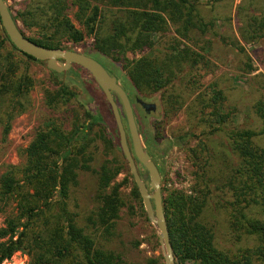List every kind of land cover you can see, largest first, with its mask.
I'll list each match as a JSON object with an SVG mask.
<instances>
[{
    "label": "trees",
    "instance_id": "obj_1",
    "mask_svg": "<svg viewBox=\"0 0 264 264\" xmlns=\"http://www.w3.org/2000/svg\"><path fill=\"white\" fill-rule=\"evenodd\" d=\"M26 1L13 16L33 34L26 37L20 30L23 36L38 46L64 51L63 43L77 46L87 37L92 39L93 54H83L112 58L132 90L143 99L158 95L163 103L162 122L182 109L181 95L195 96L187 109L189 130L174 140L196 142L192 148L185 144L194 168V184L190 194L171 191L162 197L175 264H264V77L257 74L248 78L255 69L243 47L264 38V0L260 4L246 1L237 16L239 40L234 37L229 44L246 58L236 82L245 78L244 84L251 90L248 111L257 127L234 124L238 109H225L224 92L215 85L201 88L200 71L207 62L202 53L210 46L203 38L224 40L215 23L229 19L207 22L200 15L199 4L215 8L233 0ZM74 9L79 29L69 18ZM166 37L169 40H164V48L157 49L156 40ZM145 50L139 58H127ZM16 53L0 26L3 138L10 131L11 121L32 106L30 92L35 81L26 69L21 73L20 69L25 62L37 61L22 54L27 60H16ZM76 96L66 85L43 91L44 105L53 116L36 130L22 153L23 164L7 166L0 176V199L15 206L14 215L0 228V264L18 252H24L30 264H127L121 254L105 246L113 238L125 206L120 193L125 182L114 181L127 162L120 147L119 163L117 158L97 162L98 142L106 150H113L119 139L117 128L113 134L94 132L97 123L93 115L65 111ZM230 123L233 127L228 129ZM155 130L153 136L142 127L139 130L143 142L153 149L161 139L158 126ZM218 140L225 152L213 158L210 146ZM85 174L95 186L90 194L92 208L83 217L77 189ZM134 184L132 198L141 203ZM208 213L214 220L224 213L225 226L233 238L227 248L217 241L218 225H208Z\"/></svg>",
    "mask_w": 264,
    "mask_h": 264
},
{
    "label": "rangeland",
    "instance_id": "obj_2",
    "mask_svg": "<svg viewBox=\"0 0 264 264\" xmlns=\"http://www.w3.org/2000/svg\"><path fill=\"white\" fill-rule=\"evenodd\" d=\"M248 0H233L231 3H223L215 8L199 4V12L203 19L207 22L213 19H229V21L216 22L215 30L219 32L224 40L220 37H205L203 41L210 42V46L206 52L202 55L205 56L207 62L200 71L202 89H206L210 85H215L217 89L222 90L227 97L225 109L231 111L234 107L238 109L235 116L234 124L240 127H257L258 123L254 116L248 111V106L251 100V90L244 84L245 78L236 82L237 76H242V62L246 60L243 56L238 54L229 45L231 40L235 37L239 40V31L241 27L237 16L241 8L246 5ZM260 4L261 0H256ZM26 0H14L8 1L7 5L12 9V15L15 16L17 12L22 10ZM75 9L69 12V18L76 28L79 29L77 22L74 19ZM19 29L24 33L26 37H33L32 33L27 32L23 28L21 23L18 22ZM209 36V35H207ZM171 38V37H170ZM164 40L157 39L156 48L162 50L164 48ZM92 39L85 38V40L77 45L73 46L70 43H63V46L67 51H74L78 53H91ZM202 46V45H200ZM245 52L255 72L248 78L260 74L264 77V38L253 44L243 45ZM147 50L140 54L132 55L128 54L129 60L139 58ZM17 54L16 60H27L20 54ZM98 63H100L107 72L116 78L118 83L123 87L126 92L131 94V98L134 102L135 98H140L146 103H152L156 105V111L154 113L145 114L144 111L136 103L134 110L136 111L137 123L139 127L146 129L150 135L156 133V126H158L160 140L156 142L155 148L147 147L143 142V147L150 155L151 159L157 166L161 176V182L159 184L161 188L162 197L171 191H181L185 194H190L192 184H194V178L192 172L194 170L192 162L186 152L187 147L192 148L195 146V140H189L186 144L185 141L174 140L177 137H181L189 130V112L188 107L191 105L194 97L193 95H181L183 102L182 109L171 118L169 121H163V109L162 101L158 95H152L151 97L143 99L132 90L128 81L124 77V73L116 68V65L112 62V58L103 57L100 55L92 56ZM24 62V61H22ZM21 66V65H20ZM26 69L28 74L35 81V86L30 92L32 106L26 113L20 115L11 121L10 131L6 138H3V125H0V176L4 173L7 166H20L24 162L22 157L23 151L29 146L34 138L36 130L41 127L43 121H46L49 117L53 116L47 110L44 105L43 91L54 90L59 85H66L70 89L74 90L77 95L71 105L65 110L73 112L79 110L82 114L88 112L94 116V121L97 123L92 130L99 132L100 130L105 133L113 134L116 130L114 124V118L108 103L96 84L91 80V76L77 65L73 66L68 72L58 74L56 77L52 75L44 62H29L22 64L20 73ZM246 77V79H248ZM119 112L121 115L122 124L124 129H127L125 124L126 119L123 109L119 103H117ZM64 112V109L62 110ZM90 121L85 122L88 124ZM233 127V123L228 125V129ZM128 144L131 149V142L128 137ZM187 147H186V145ZM118 142H114V149L106 150L105 145L98 142V161L103 160L113 161L117 158L118 163L122 160V155L118 151ZM211 155L213 158L217 155L225 152L221 146V140H218L215 144H211ZM210 155V156H211ZM211 157V158H212ZM123 170L118 174L115 179V183H123L120 188L121 196L125 202L124 208L120 212V219L117 221L113 238L105 244L106 248L110 251L116 252L123 256L124 262L127 264H164L162 249L159 246L158 234L159 231L153 226L146 216L142 202L133 200L132 189L134 181L129 177L130 172L128 165H123ZM125 168V169H124ZM139 174L147 175L146 171L138 166ZM88 174L81 176L79 188L80 196H77L80 202L79 212L85 217L92 208L90 194L94 191L93 183ZM149 180L146 182L148 186ZM14 204L11 202H5L0 199V228L3 227L4 221L14 215ZM210 207L213 209V202L210 203ZM221 212H223L221 210ZM217 213H214L216 215ZM211 216V217H210ZM217 220L213 219L212 213L205 215V219L208 225H218L215 229V235L219 244L223 247L231 245L230 241L233 239L228 229L225 226V215L219 213L216 215ZM216 221V222H213ZM4 264H30L29 257L24 252H18L13 255V258Z\"/></svg>",
    "mask_w": 264,
    "mask_h": 264
},
{
    "label": "water",
    "instance_id": "obj_3",
    "mask_svg": "<svg viewBox=\"0 0 264 264\" xmlns=\"http://www.w3.org/2000/svg\"><path fill=\"white\" fill-rule=\"evenodd\" d=\"M0 26L9 43L19 54L26 55L37 62H44L49 71L62 74L77 65L92 77L111 109L118 132L119 147L127 162L134 185L137 186L148 221L159 231L158 241L162 249L164 264H175L162 205V194L159 186L161 176L157 166L143 147L136 124H134L131 103L126 92L119 85L117 78L111 76L95 59L84 54L44 48L29 41L21 33L4 0H0ZM117 103L123 109L126 119L125 124H127L126 130L121 123ZM138 104L145 113L156 111L155 104H149L142 100H138ZM128 137L131 142V149L128 144ZM138 165L146 171L147 175L141 177ZM147 180H149L148 186H146Z\"/></svg>",
    "mask_w": 264,
    "mask_h": 264
},
{
    "label": "flooded vegetation",
    "instance_id": "obj_4",
    "mask_svg": "<svg viewBox=\"0 0 264 264\" xmlns=\"http://www.w3.org/2000/svg\"><path fill=\"white\" fill-rule=\"evenodd\" d=\"M123 88V87H122ZM123 90L126 92V90L123 88ZM126 94H127V96H128V98H129V101H130V103H131V106H132V110H133V115H134V120H135V122H134V124H136V127H137V131H138V133H139V135H140V132H139V130H140V127H139V125H138V121H137V116H136V111L134 110V105L133 104H137V101L138 100H140V99H138V98H135L134 99V102H133V100H132V98H131V94H129L128 92H126ZM149 104H152V103H149ZM139 105V104H138ZM141 108V107H140ZM142 109V108H141ZM143 110V109H142ZM144 111V110H143ZM145 113V112H144ZM154 113V112H153ZM145 114H150V113H145ZM140 137H141V135H140ZM139 166V165H138ZM140 168H142L141 166H139ZM143 169V168H142ZM159 170V169H158ZM160 173V172H159ZM142 176H144V175H142Z\"/></svg>",
    "mask_w": 264,
    "mask_h": 264
}]
</instances>
